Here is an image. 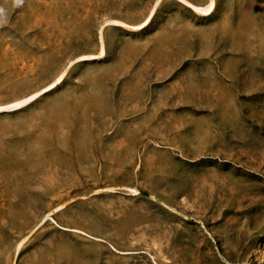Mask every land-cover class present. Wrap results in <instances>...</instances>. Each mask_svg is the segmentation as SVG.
<instances>
[{
    "label": "rangeland",
    "instance_id": "obj_1",
    "mask_svg": "<svg viewBox=\"0 0 264 264\" xmlns=\"http://www.w3.org/2000/svg\"><path fill=\"white\" fill-rule=\"evenodd\" d=\"M155 1L0 0V264H264V0Z\"/></svg>",
    "mask_w": 264,
    "mask_h": 264
},
{
    "label": "bare ground",
    "instance_id": "obj_2",
    "mask_svg": "<svg viewBox=\"0 0 264 264\" xmlns=\"http://www.w3.org/2000/svg\"><path fill=\"white\" fill-rule=\"evenodd\" d=\"M182 1L185 4L187 3L189 6H191V8L194 9L196 12H199V13L205 14V15L209 14L211 12V10L213 9V6H214V0H208L206 2V4H204V5L192 4L191 2H189L187 0H182ZM157 2H158V0L155 1V3L152 6L148 16L139 24L132 25V27H135L136 29H138V28H141L142 26H144L147 23V21L149 20L150 16L152 15V12L154 10V6ZM108 22L123 23V22H120L119 20H115V19L109 20ZM103 52H104V48H103V45L101 44L97 54H84V55H81L79 57H83V58H90L91 57L92 58V57H95L97 55L102 54ZM64 72L65 71L63 70L51 83L46 85L44 88H41L40 90H38L36 92L30 93L28 95L17 98L15 100L10 101V102L0 104V111L16 109V108H19V107L25 105L26 103L30 102L33 98L38 96L39 93L43 92L46 89L52 88L56 83H58L62 79V77L64 76ZM130 190L133 191V193L137 192V189H135V188H130ZM22 241H23V239L18 243V246L21 244Z\"/></svg>",
    "mask_w": 264,
    "mask_h": 264
},
{
    "label": "clouds",
    "instance_id": "obj_3",
    "mask_svg": "<svg viewBox=\"0 0 264 264\" xmlns=\"http://www.w3.org/2000/svg\"><path fill=\"white\" fill-rule=\"evenodd\" d=\"M13 8L22 7L24 0H10ZM8 23V10L4 6H0V27Z\"/></svg>",
    "mask_w": 264,
    "mask_h": 264
}]
</instances>
